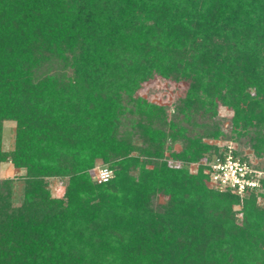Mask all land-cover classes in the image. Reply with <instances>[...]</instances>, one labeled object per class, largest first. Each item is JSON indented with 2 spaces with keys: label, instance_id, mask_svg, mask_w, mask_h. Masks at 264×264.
<instances>
[{
  "label": "trees",
  "instance_id": "16d2710c",
  "mask_svg": "<svg viewBox=\"0 0 264 264\" xmlns=\"http://www.w3.org/2000/svg\"><path fill=\"white\" fill-rule=\"evenodd\" d=\"M156 75L189 83L190 124L230 103L264 150V0H0V167L25 172L0 179V264H264V176L242 211L209 187L220 133L136 96Z\"/></svg>",
  "mask_w": 264,
  "mask_h": 264
},
{
  "label": "rangeland",
  "instance_id": "374dc122",
  "mask_svg": "<svg viewBox=\"0 0 264 264\" xmlns=\"http://www.w3.org/2000/svg\"><path fill=\"white\" fill-rule=\"evenodd\" d=\"M188 86L189 83L186 81L174 83L162 79L156 75L155 78L143 84L141 91L136 96H142L146 99H149L151 102L165 106L167 108V115L169 118L175 119V121L179 120L189 128L191 133L193 132L192 134L204 135V132L207 131V129L209 131H219L220 135L217 138L205 136L204 140L206 142L214 143L217 146L221 144H232L240 153H242L244 156H247L248 159L254 163V165L264 168V150L260 155H258L257 149L254 146L258 143L255 138L256 127L254 125H249L248 127L244 128L240 120L237 118L235 107L230 103L223 104L221 100L217 101V109L213 112L203 111L204 114H202V112L195 114L193 119L194 124H190L184 115L179 116L176 107L180 103V98L185 94ZM183 119H185L184 122L182 121ZM261 129H264V126ZM3 131V148L5 150H11L15 146L16 122L14 120L5 121ZM170 141L171 140L168 142L173 145L175 149L180 150L182 148L181 143L177 142L173 144ZM202 162L203 159L197 164L192 165V169L195 170L197 165H200L199 163ZM101 168L105 167L100 165L94 170V175L96 178L97 172ZM24 173V170L16 168L10 162L3 163L0 167V179L15 178L17 182L16 191L20 190L21 188ZM48 181L52 195L54 197H63L67 179L50 178ZM209 187L211 186L209 185ZM165 199V197L161 196L158 199V203L163 202ZM244 200L245 198H240V205L235 206L237 210L242 211ZM259 203L260 205L264 206L263 194L259 198ZM239 216L242 217L243 213L240 212Z\"/></svg>",
  "mask_w": 264,
  "mask_h": 264
},
{
  "label": "built area",
  "instance_id": "2783aa9c",
  "mask_svg": "<svg viewBox=\"0 0 264 264\" xmlns=\"http://www.w3.org/2000/svg\"><path fill=\"white\" fill-rule=\"evenodd\" d=\"M218 152L210 162H204L209 171V185L219 191H230L241 199L261 186L264 171L257 169L253 163L244 160L236 154L232 144L218 145ZM113 176V171L101 168L97 172L99 183L108 182Z\"/></svg>",
  "mask_w": 264,
  "mask_h": 264
}]
</instances>
